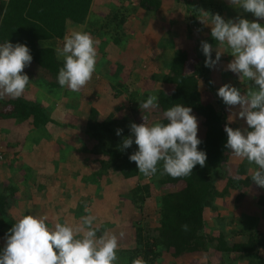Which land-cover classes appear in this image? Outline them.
I'll use <instances>...</instances> for the list:
<instances>
[{"label": "trees", "instance_id": "obj_1", "mask_svg": "<svg viewBox=\"0 0 264 264\" xmlns=\"http://www.w3.org/2000/svg\"><path fill=\"white\" fill-rule=\"evenodd\" d=\"M160 1L136 0L137 9L153 15L159 8ZM175 1L184 5L186 38L187 41H192L188 51L196 58V61L192 62V72L186 73L184 69L189 58L187 49L177 43L168 72L162 79V83L170 86L172 90L170 93L158 91L159 108L150 110V113L140 110L139 102L146 100L147 98L144 99L146 95H142L138 102L134 98L135 93H132L133 97L130 95L132 98L129 102L134 110L135 121L151 114L158 116L156 121L159 123H167L163 118V112L168 108L177 104L190 107L192 113L197 115L204 125L203 134L198 137L202 141L198 148L207 154L206 165L203 168L197 165L192 175L185 178L173 179L170 176L157 175L153 177L152 182L148 181L131 189L129 202L136 206L138 211L137 205L145 198L157 197L155 201L157 226L153 228L134 226V248L118 252L120 257L123 254L126 258V264H131L136 258H142L146 264H155L154 261L162 254H168L174 259L192 252L216 255L220 259L217 264H229L226 260L224 262L221 260H228L235 255L245 264H263L264 256L259 257L258 252L264 251V233L257 226L258 223L264 225V189L258 187L251 179L255 165H249L247 161L238 158L232 164L234 168L229 164L230 152L224 147L227 141L224 127L226 124L229 126V123L228 117L222 111V104L217 100H214V104L202 101L204 94H215L210 69L204 66L206 58L201 51V41L208 42L212 47L217 44L210 35L206 40H200L193 30L196 29L199 33L203 24L209 22L200 13L201 10L213 13L220 9L222 4L218 3L220 0ZM92 2L93 0H0V44L9 41L14 45L20 43L27 46L33 57L32 62L57 78L63 62L57 60L52 47L41 46L40 42L62 40L66 21L84 24ZM103 2L104 0H101V3ZM113 19L121 23L124 21V15L118 18L114 14ZM241 85V92H245L249 86L248 82H241ZM0 107L6 109L0 112V118L15 120L17 125L25 123L27 128H42L48 120L39 105L20 97L3 99L0 101ZM115 114L116 109L104 120L98 121L97 112L91 108L86 114L83 126L85 131H89L86 137L100 142L102 156L96 161L98 171L108 172L110 175L107 176L115 175L128 180L138 177L139 174L135 162L129 160V156L136 150L132 148L133 146L124 151L120 150L123 139L129 137L130 130L127 128L129 121L126 117L118 119ZM117 129L123 130L121 136L116 135ZM12 162L16 163V158ZM231 172L234 175H231ZM100 174L97 173L98 177ZM11 178L8 177L7 184L0 182V236L3 234L1 231L3 221L15 199L16 186L11 183ZM231 193L236 194L240 203L238 228L229 230L228 234L226 231H218L216 235H212L209 224L214 216H220L224 206L226 208L224 199L229 198ZM208 213H211V217L204 219V215ZM231 221L236 222L231 218L227 219L228 225ZM182 225H188V231H183ZM237 236H241L242 240L231 243L230 239Z\"/></svg>", "mask_w": 264, "mask_h": 264}, {"label": "crops", "instance_id": "obj_2", "mask_svg": "<svg viewBox=\"0 0 264 264\" xmlns=\"http://www.w3.org/2000/svg\"><path fill=\"white\" fill-rule=\"evenodd\" d=\"M113 1L114 0H106L110 5ZM119 2L121 3L122 10L111 11L112 9L108 5L103 6L101 0H93L84 24L80 25L69 21L65 22L64 37L70 35L73 31H82L90 33L93 39L97 41L96 48L98 58L96 72L93 74L91 81L80 92L74 93L65 88H61L57 82V78L44 72L33 62L29 67L24 69V73L28 75L30 82H35V86L29 84L26 87L27 91L22 95L24 100L30 102V94H27V92L30 93V89L35 90L34 93L48 98V92L46 89H41L38 83H44L45 86L52 87L54 93L58 94L59 98H61L55 100L51 97L50 99L48 98L51 109L46 114L48 120L46 125L42 128H45V131L47 129L50 130L51 122H56L66 117L69 124V128L67 129L68 135L63 138L62 144H56L52 141L49 143L43 142L45 137H31L42 128H22L17 126L15 120H4L1 124L0 136L4 131L6 132L5 135L8 132L15 135L19 134V137L24 138V143L26 145L29 144L28 141L33 144L31 146L33 150L35 149L39 152H46L48 150L46 156L47 160H50V157L53 156L52 154L58 153V147H68L72 150L69 153L73 156V160H78L79 163L80 160L82 161V164L80 163L79 165L82 166L83 175H77L73 179H71L70 176L68 178L65 176L59 177V174L56 175L54 170L49 167L32 165L34 168V175L32 177L29 176L27 180H25L23 172L19 170L20 168L12 171L14 165L11 164V161L16 158L15 156L19 152V147L17 145L15 146L18 148H14L16 151L13 152V156L9 160H5L8 161V164L4 166L2 163L0 168H7L6 171L2 173L4 175V177L2 176L4 183H6L8 177L11 176V183L16 186L14 203L8 210V213L12 214L15 220H19L25 215H46L48 217V226L51 227L57 222H67L69 225H75L81 222V217L83 215L90 214L96 217L95 224L97 228L103 230V232L107 231L110 235L115 234L118 237L119 246H122V249H124V244L127 243V240L123 237L132 231L130 236L132 235L133 244L135 243L133 228L136 225L140 226V224H142V218H145V214H150L154 218H157L155 212V201L157 197L151 196L145 198L144 201L141 202L144 212L138 211L136 206L128 202V194L129 191L136 186L135 183L137 180V182H140L139 184L142 183L143 179L138 178L139 175L142 177V174L139 173L138 177L125 180L115 175V177L107 176L110 175L108 172L98 171L96 161L101 159L102 156L100 142L85 136L88 131H85L83 126L86 121V114L89 109L93 108L97 112L98 121H102L116 109L115 116L118 119L126 117L129 122H135V117L133 116L134 110L131 108V102H129L133 97L131 95L132 93H135L134 98L139 102V100L142 99V95H157L158 91H163L165 93L171 92L172 88L163 84L162 79L168 72L175 45L178 43L187 49L189 58L184 65L186 73L192 72V62L193 60L196 61V58L188 51L192 41L187 42V32L184 25V5L181 2L175 0H161L155 14L145 19L135 15V12H137L136 0H119ZM218 3L222 4V6L220 9L213 12V14H220L226 21L240 16L231 9L234 8V6H231L228 0H220ZM114 14H116L118 18L123 14L124 21L121 23L117 22V20L115 21V19H113ZM261 21L264 20H260V22ZM104 24L106 25L104 26ZM261 24L264 25V22ZM193 33L196 34L198 38L200 37V40H206L209 35L211 36L210 23L205 22L200 28L199 33L196 29L193 30ZM56 42L61 43L63 39L41 41L40 45L50 46L55 51L57 47L53 46V43ZM218 48V45L213 47L212 54L214 56H216L217 52L221 53L226 49L220 47L219 50ZM137 49H139V52L134 54L129 53ZM121 50L122 53H120ZM213 55L212 59L215 60L216 57H213ZM228 55L229 54L226 55V58H228ZM122 60L127 62L126 69L123 73ZM189 64H191V66ZM226 68L227 67L224 68V71L220 69V73L216 77L219 79L221 76L226 75L229 77V80H227L225 84L232 83L234 87H237V84L241 83V81H239L236 74L231 71H225ZM213 73L214 71L212 68L210 69V78H212V84L214 83L212 87L213 92H215L224 84L221 85L218 79L215 80L216 77H213ZM200 88L202 89V87ZM123 90L124 92H122ZM112 92L116 93V96H114ZM130 95L132 97H130ZM146 96L144 99L147 98ZM71 99L73 105H76V108L70 107L67 109L66 107L65 110L66 104ZM215 100L219 101L222 105L224 104L222 98L218 97V99L215 98ZM202 101L214 104V101L211 99V94L209 93L202 96ZM30 103L38 105L34 102ZM112 103H118L119 105L108 114L109 107H112ZM122 105L128 108L122 107V109ZM150 112L151 111L148 113ZM147 117L150 121L158 120V116L156 115L148 114ZM139 120L142 119L140 118ZM76 122L81 129L76 127ZM243 124L244 123L241 121V125L239 126L243 127ZM235 125L238 124L236 123ZM14 127L15 131L12 130ZM78 139H81V141L77 143L76 141ZM5 143L3 144L5 150H0V158L4 157V155L8 158L7 153L11 147H8ZM15 153L16 155L14 156ZM231 157L230 155L229 164L234 168L232 164L235 163L237 159L235 158V160H233ZM97 173H101L99 177ZM243 176L242 174L241 177ZM84 182L86 185L85 188L87 187L89 191L93 193L94 190L97 191V189H100V193L102 194L103 192L105 197L94 196L90 198L87 196ZM104 192H106V194ZM86 208L88 209L87 213L85 212ZM111 211L114 212L113 216L109 215ZM208 214L206 216L204 215L203 218H210L211 215L210 213ZM141 226L153 228L157 226V223L154 226ZM98 232L100 235L103 233L101 231ZM121 233L123 234L122 236ZM210 233L216 235V230L210 229ZM131 244L130 242V245ZM132 247L134 248V246ZM126 249L130 250L132 248L129 247ZM190 258L193 260L189 261ZM210 258L211 261L214 262L218 259V256H208L205 252H192L183 254L174 259L176 260V264H209ZM230 258H232V256Z\"/></svg>", "mask_w": 264, "mask_h": 264}, {"label": "clouds", "instance_id": "obj_3", "mask_svg": "<svg viewBox=\"0 0 264 264\" xmlns=\"http://www.w3.org/2000/svg\"><path fill=\"white\" fill-rule=\"evenodd\" d=\"M228 3L252 14L254 19L237 16L226 21L218 13L200 12L209 20L211 37L216 44L226 48L227 54L233 57L226 71L249 85L245 92L231 84H224L217 91V96L229 109L239 106V111L229 118L239 117L247 125L233 129L226 124L224 147L231 156L255 165L251 179L264 189V26L259 23L264 20V0H228ZM96 44L88 32L73 31L63 38L62 47L55 49L57 60L63 62L57 75L61 88L78 93L91 81L98 58ZM200 47L206 58L204 66L214 68L221 53L217 52L213 60L212 45L201 41ZM32 59L30 49L23 44L14 45L9 41L0 44V99L23 95L30 84L24 69L31 65ZM139 108L143 111L158 109V96L149 95L139 102ZM191 113L190 107L177 104L163 112L167 123L151 126L147 123L148 117L142 116L143 123L129 125L131 136L123 139L120 150L133 144L138 146L129 160L135 162L138 172L146 178L191 176L193 169L197 165L205 167L207 160L206 152L198 148L202 143L198 138L199 124ZM122 131L117 129L116 135L121 136ZM95 221V216L86 214L75 225L57 222L49 227L46 215H25L5 234L0 264H119L118 237L107 231L98 236ZM182 230L188 231V225H182ZM131 264L146 262L136 258Z\"/></svg>", "mask_w": 264, "mask_h": 264}, {"label": "rangeland", "instance_id": "obj_4", "mask_svg": "<svg viewBox=\"0 0 264 264\" xmlns=\"http://www.w3.org/2000/svg\"><path fill=\"white\" fill-rule=\"evenodd\" d=\"M106 4H107V2H106V0H104L103 6H106ZM109 7L112 9L111 11H114V10H122V6H121V3L119 2V0H114L113 2H111V5H109ZM95 9H97V8H95ZM231 9L234 12H237V14H239L240 16H242L245 19H248L250 21L254 19V17L252 16V14H250V13H244L242 9H237L235 7L234 8H231ZM242 14H244V15H242ZM135 15H137L139 17L141 16L143 19H145V18H148L151 15V13H148V12H146L144 10L142 11L140 9H137V12H135ZM262 22H264V21H261V22L259 21L260 24ZM261 26H264V25L261 24ZM187 42H189V41H187ZM62 45H63V42H61V43H57V42L56 43H53V46H55V47H58V46L62 47ZM163 46H164V43H163ZM218 49L220 50V47ZM136 52H139V49L132 50L129 53L134 54ZM225 52H227V49H225V50H223V52H221V59L216 64V66L213 68V71H214L213 77L214 78L220 73L219 70L222 69L221 71H224V68L227 67V65L229 64V62L233 59V57H231L229 55H228V58H226L227 53H225ZM120 53H122V50L120 51ZM213 57H216V56L213 55ZM126 65H127V62L125 60H122V73L126 69ZM189 65L191 66V64H189ZM217 79H218V77H216L215 80H217ZM227 80H229V77L225 75V76H221L218 79V82L222 85V84H225V82ZM30 84L32 86H35V82H30ZM38 84H39V87L41 89H43V90L46 89V91L48 92L47 93V95H48L47 97L49 99H50V97L53 100H55V99H61V98H59V95L58 94L54 93V91L52 90V87L47 86V85L45 86L44 83H38ZM229 84H231L233 86L232 83H229ZM212 86H214V83L212 84ZM237 87L238 88H241L242 87L241 83L237 84ZM212 89H213V87H212ZM26 91H27V89H25V92ZM34 91L35 90L30 89V93L27 92V94H30V97H31L30 102H34V103L38 104L43 109V111L45 112V114H47V112H49V110L51 109V104H50L48 98H46L45 96H41L39 94H36V93H34ZM122 92H124V90ZM112 93H113L114 96H116V93H114V92H112ZM214 94L215 95H211L212 101H214L215 98L218 99L217 91H215ZM5 98H9V97H5ZM20 98H22V96ZM1 100H3V99H0V101ZM117 105H119V104L118 103H112V107L111 106L109 107L108 114ZM66 107H67V109L70 108V107L71 108H76V105H73L72 99H71L66 104L65 110H66ZM122 107L125 108L126 106L125 105H122L121 108ZM221 107H222V111L228 117V123H229V126L230 127H232L233 129L242 128V127L239 126V125H241V121H242V123H244L243 124V127H247L245 121L242 120V119H240L239 117L232 116V118H229V116L232 115V113L239 111V106H237L235 108H232V109H229L228 106H226V105L223 104ZM126 108H128V107H126ZM5 110H6L5 108H1L0 107V112H4ZM191 114L194 115L197 118V120H198V124H199L198 137H199V136H201L203 134L204 125L202 124V121L200 120V118L197 115H195L193 113H191ZM4 120H7V119L0 118V129H1V126H2L1 124H2V122ZM233 122H234V124H233ZM131 123L132 122H129V124L127 125V128L129 130H130L129 125ZM133 123L141 124V123H143V120H137V121H135ZM147 123H148L149 126H151V125H153L155 123H158V122L157 121H150L149 119H147ZM236 123L238 125H235ZM50 124H51L50 130L47 129L45 131V128H42L35 135H33L31 137H36V138H44L45 137V140H43V142L49 143V142L52 141V142H54L56 144H60L61 145L62 142H63V138L68 135L67 134V129L69 128V126H68L69 124H68L67 118L64 117V118L60 119L59 121L51 122ZM17 126H20L22 128H26V124L25 123H20ZM76 127L80 128V126L77 124V122H76ZM78 128H77V130L79 131ZM12 130L15 131V127ZM5 133L6 132L4 131V133H2L1 136H0V150H5V147L3 146V144L5 142H7L5 144H7L8 147H11V148H9L8 153H7L8 154L7 155L8 158H6L5 155H4V157L0 158V165L3 163L4 166H6V164H8V161H5V160L6 159L9 160L13 156V152L16 151V150H14V148L17 149L19 147V152L16 155V163H13L11 161V164L14 165V167H12V171H14L16 169L18 170V168H20L19 170L21 172H23V175H24L25 180H27V178L29 176L32 177L34 175V171H33L34 168L32 167V165L49 167L50 169H53L54 170V172H55L56 175L59 174V177L65 176L66 178H68L70 176V178L73 179L77 175L78 176L83 175V173H82V166L79 165L80 163L82 164V161L80 160V163H79L78 160H73L74 159V158H72L73 156H71L70 153H69L72 150H70L68 147H64V146H62L61 148L58 147V149H59L58 153H56V154H52L51 153L53 156L50 157V160H47L46 159V156H47V151L48 150L46 152H39V151H36L35 149L33 150L32 147H31L33 144L28 141L29 144L26 145L24 143L25 142L24 141V138L23 137H19V134L15 135V134H12V133L8 132L5 135ZM88 135H89V131L86 132L85 136H88ZM128 136H131V133H129ZM46 139H48V140H46ZM79 141H81V139H78L76 142L78 143ZM15 145H17L18 147H16ZM132 146H133L132 148L134 150H136V151L138 150V146L137 145L133 144ZM43 151H44V149H43ZM232 158H233V160H235V157L232 156L231 159ZM232 168H230L229 170L232 171ZM6 169H1L0 168V172H1L0 173V182H4V180H2L3 179L2 176L4 177V175L2 173H4L6 171ZM232 174L234 175V173L231 172V175ZM141 178L143 179V180L141 179L142 180V183L139 184L140 182H137L138 181L137 180L136 183H135L136 185H141L142 186V184L148 183V181H151L152 182V180H153V177L152 178H146L143 175H142ZM83 180H84V178H83ZM141 180H139V181H141ZM7 182L8 181H6V184H7ZM85 186L86 185H85V182H84V188H85ZM81 189H82V186H81ZM85 189H86V195L89 196L90 198H92L94 196H103V197H105V195L103 194V192H102V194L100 193V189H97V191L94 190L93 193H92V191H89L87 189V187ZM87 191H89V192H87ZM104 193L106 194V192H104ZM110 196H111V193H110ZM239 200H241V199H239ZM128 202H129V199H128ZM216 203H218V202H216ZM224 203L226 204V208L224 206V209L220 213V216L219 217L218 216H214L213 221L210 222L209 225L211 226L210 227L211 229H214V231L216 230V233L218 231H226L225 233L228 234L229 230H232V229L234 230V229L238 228L237 221H240V214L239 213H240L241 209H240V203L238 202V199L236 198V194H234V193H231L229 198L224 199ZM137 206L139 207V211H141V212L143 211L144 212L142 204H138ZM109 215L110 216H113L114 215V212L113 211L109 212ZM210 215H211V213H210ZM256 216H257V213L255 214V217ZM230 218L233 219V220H236V222L234 223L233 221H231L230 222V225H228L227 219H230ZM142 220L143 221H142V224H140V226L141 225H143V226H154L157 223V218H154L150 214H145V218H142ZM15 221H17V220H15L14 217H13V215L10 214V213H8L5 221H3L4 226L1 227L2 228L1 231L3 232V234H2V236H0V250H2L4 248V246H5V234L14 225ZM122 226H123V224H122ZM257 227H259L258 229H261V231L264 233V225L262 223H260V224L258 223V226ZM99 231L103 232V230H101V229H99ZM131 233H132V231L129 232V234H126L123 237L124 239L127 240L126 241L127 243L124 244V247H125L124 249H122V246H119L118 251L128 250L126 248H129V247L133 248L132 246H134V244H133V240H132V235L130 236ZM240 240H242V237L241 236H237L236 238H231L230 239L231 243L232 242H237V241H240ZM130 242L132 243L131 244L132 246L130 245ZM118 251H117V255L119 257V264H126V261H125L126 258L123 256V254H122V257H120V254H119ZM258 253H259L258 254L259 257L264 256V251H261L260 250ZM185 260H188V259H185ZM191 260H193V259L190 258L189 261H191ZM219 260L212 262L211 261V258H210L209 259V264H217V262L219 263ZM225 260H226V263H229V264H245V262L242 261V260H239V258L236 255L235 256H232V258H228V260L227 259H223L221 261L224 262ZM154 262H155V264H172V263L173 264H176V260L173 259V258H170L168 256V254H162V256L160 258L156 259Z\"/></svg>", "mask_w": 264, "mask_h": 264}]
</instances>
